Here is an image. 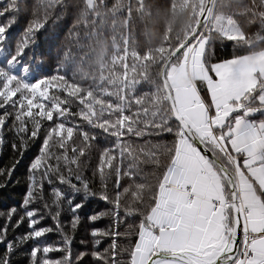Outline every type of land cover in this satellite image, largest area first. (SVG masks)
Instances as JSON below:
<instances>
[{"label": "snow or ice", "instance_id": "6c2138e0", "mask_svg": "<svg viewBox=\"0 0 264 264\" xmlns=\"http://www.w3.org/2000/svg\"><path fill=\"white\" fill-rule=\"evenodd\" d=\"M53 6L62 10L56 20L74 14L73 43L53 74L29 82L36 69L23 62L25 50ZM21 11V0H0V17H9L0 23V151L10 144L20 157L0 171V189L29 145L42 142L20 207L0 212V264H15L29 244L27 264H264V0H38L7 50ZM224 41L233 55L214 60ZM85 64L88 72L69 76ZM164 136L172 140L152 139ZM90 199L110 207L87 217L90 240L73 254ZM37 204L52 225L41 226ZM105 217L109 225L96 227ZM130 217L138 223L121 232ZM52 233L59 242L41 239Z\"/></svg>", "mask_w": 264, "mask_h": 264}, {"label": "trees", "instance_id": "16d2710c", "mask_svg": "<svg viewBox=\"0 0 264 264\" xmlns=\"http://www.w3.org/2000/svg\"><path fill=\"white\" fill-rule=\"evenodd\" d=\"M38 0H21L22 11L19 13L16 23H14L7 33V39L3 44L7 50L14 51L15 44L20 41L22 38L23 30L26 27V24L32 18V11L37 5ZM115 0H108V4L111 5ZM61 8L59 6H53L50 9V19L45 26L44 29L40 30L35 37V41L33 44L29 46L25 50V55L23 58V62L28 64L31 69H36L35 71H31V74L26 78L29 82H35L36 78H40L46 75L53 74L54 70L58 64V57H61L65 48L72 46L73 37L69 36V30L71 29L75 16L74 14H65L59 20L55 18L60 15ZM9 17H0V23L5 22ZM137 32L142 33V28L137 27ZM255 31V29H253ZM141 42H143V36L141 35ZM214 60L215 59H223L230 58L233 55V45L232 42L224 41L223 43L216 42L214 44ZM236 54H245L244 49H237ZM33 57H35V61H33ZM4 57L0 56V66H6L3 64ZM39 66V67H38ZM88 72L89 68L87 64L80 66H70L69 68V76H71L72 72ZM14 72L18 75H21V69L18 66L14 69ZM141 90L148 91L149 87L147 85L140 86ZM54 91V90H53ZM4 109H0V114H2ZM46 124L48 122H45ZM10 139V137H9ZM154 141L163 140L164 142H170L172 140L171 136L164 137H152ZM41 140H36L34 143L30 144L27 151L23 155V159L20 161L15 171L12 173L11 180L8 181V186L6 188L0 189V212H6L11 209L13 206L17 208L20 207L21 201L25 195L26 187H27V174L30 162L33 158L38 154L39 148L41 145ZM96 143L99 147L107 146L104 142L103 136L99 137ZM98 153L93 150L92 152V161L91 165L94 166L97 163ZM15 159H20V157L15 154L10 147V144L6 145L2 151H0V171L9 169L13 164ZM143 171L146 174H151L155 168L151 164L143 165ZM87 176L91 177V168L85 173ZM6 177H0V181L5 180ZM111 186V181H109ZM98 186V182L96 183ZM45 196L48 199L49 203H51L50 192L51 188L47 184H45L44 188ZM35 207L40 208L46 217L42 225H52L53 221L48 218V212L43 209L41 204L35 205ZM109 205H107L104 201L100 199H90L85 207L82 209L80 215L82 217V224L80 225L78 231L75 234V239L72 244V252L76 254L77 252L83 251L84 246L81 244V241H88L90 237L88 232L90 230V225L87 220V217L94 212L105 211ZM71 218V213L67 210V205H65V211L61 217V219L67 224V222ZM15 219V218H14ZM139 217H130L123 223L120 227L121 232L127 231L129 225L138 223ZM4 220L0 219V224H3ZM110 221L107 217L96 222V227L105 228L109 225ZM27 230V224L22 225L18 229L15 230L14 233L10 232L9 236L11 238L12 235H19L24 233ZM44 242L55 244L60 241L61 236L56 233L48 234L46 237L41 238ZM135 237H131L130 239H121L118 243L122 247H126L130 240H134ZM108 241H105L101 248L108 246ZM31 244L25 245L24 248L20 249L19 253L13 257L15 264H27V260L25 258V250L30 248ZM0 252H3V248H0ZM53 258L59 257L61 254L59 252H55L50 254ZM125 259L127 256L125 254ZM89 264H91V259L89 258Z\"/></svg>", "mask_w": 264, "mask_h": 264}]
</instances>
